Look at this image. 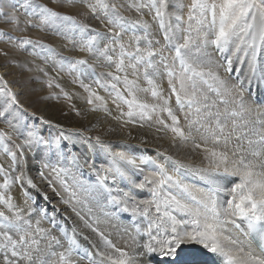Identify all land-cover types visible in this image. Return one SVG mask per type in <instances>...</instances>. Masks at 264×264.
Here are the masks:
<instances>
[{"label":"bare ground","instance_id":"1","mask_svg":"<svg viewBox=\"0 0 264 264\" xmlns=\"http://www.w3.org/2000/svg\"><path fill=\"white\" fill-rule=\"evenodd\" d=\"M79 2H81V0ZM110 2L120 7V11H122L126 16L131 17V19L135 22L143 21L148 24L151 39H153L154 42L152 40L150 41L148 37L145 38V36L139 35L141 39L139 40L138 46L140 47L141 52H145L149 46L153 52L158 48H162L163 43L160 40L161 38H158L156 26L154 25L155 23L151 19V15H149L150 10L148 12V7L146 6V2L144 0H111ZM191 2V0H166V23L168 22L167 25L172 28L170 29L172 32L171 36L174 35L173 43L176 45H183L185 43V39L188 38L183 34V32L181 34L177 31L182 28L184 29V25L181 27L179 26L180 21L183 20L185 16L187 18L188 12L186 6L190 5L189 3ZM257 3H260V1L258 2L257 0ZM83 4L81 2V5H78L76 9L71 7V9L67 10L74 14L79 13L80 18L83 19L84 22H89L94 25L93 28L95 29L107 26L108 21L105 22V19L100 18V16H96V14H94L95 11L93 12L88 5L84 6ZM138 5H140L139 8L137 7ZM177 16L181 17L179 21L177 20ZM203 19V17H199V20ZM259 25L260 20L259 16H257V20L255 22V30L257 32L259 30ZM196 27L197 26L195 25V29ZM195 29L192 30L197 33L198 31H195ZM102 31H104V33L100 32L102 35L108 33L106 30ZM202 31L203 32L201 33L203 36L199 37H201V39L204 37V39H202L203 41L205 40L204 47L199 46V42L190 37L191 42H197L198 47L195 50L191 49L196 52L198 51L197 56L193 57L192 54V56L187 55L184 50L185 48H183V54L186 55L185 57L187 61L194 67L203 68L206 72L209 70L215 72L220 79L226 82L227 86L231 88L232 91L229 93L224 89H221L219 98L223 99V97H225L226 102L225 104L223 103L220 105L217 103L219 98L208 94L207 89L205 90L196 84V95L199 101L200 113L197 114L195 112V118L192 117L191 120L194 121L192 124L196 128L200 127V131L195 134V128L188 124L187 127L190 129H186L187 131H184V133L189 137L186 142H181L179 138H174L173 134L160 129V123H158L159 120H163L164 123L169 126H171L172 123L168 115L165 117L167 112L160 110L164 99L168 101L167 107L170 108L173 114L177 116L179 120V127L181 128V125L184 124L180 122V118L177 115L175 108L172 106L173 103L170 101L171 99L166 89L167 87L163 83L164 77L161 73H159L160 66L156 64L157 62L154 61L155 59H150L152 65L151 67H148L145 62L141 64V68L137 66L134 70L132 67H129V60L124 57L123 70L117 71L116 64L119 62L121 49L119 46L115 47L114 43H108L105 39L106 37L104 38L105 41L94 42V47L96 49L94 52L82 50L83 44H80L81 42L78 43L79 45H75L70 41L61 42L62 48L60 47V51H62L63 55L69 58L73 56L78 60L83 59L87 61L88 65L92 66L94 70L91 73L84 72L83 74L80 72L82 68L75 74L69 73L66 69L58 72L56 71L55 76L58 79L57 84H59L61 88L57 91L53 90V88L43 89V87H41L42 89H39V86L42 85L37 86L33 83L35 77L32 81L31 74L20 70L15 71V73L20 74L18 79L16 77L14 79H7L10 85L17 87L20 90L16 95L17 99L20 102L19 104H21L26 111L29 110L31 115L34 116L30 118L31 122L36 121L37 125H39L41 129L47 128V130L51 132V138H61L64 140L62 136L59 135V133H61L66 140L74 143H69V145L71 144L70 146L67 145V151L71 150L72 157H74L78 163L77 173L80 170L79 174L87 176L90 181L82 185V187L87 190L79 195L78 191L74 187H72V189H70V187L67 189L66 187L68 196H65L60 189L56 185L54 186L53 182H51L50 172L53 170L51 169L52 167L48 168L50 165L48 164L46 158L43 157L41 153H30L28 150L32 149V147L28 145L27 142L24 143L27 146L25 145V147L22 148L23 154L20 155L21 161L19 166H16L17 173L23 175V179L26 182H24V184L26 186L29 185L33 196L36 197L35 193L40 192L43 198H46V200H42L43 203L39 202L41 206L48 207L51 210H58V214L63 217L64 225L56 226L59 230L58 231L56 228H51L55 226L54 224L48 227L41 222L38 217H28L31 205L28 204L25 206V203L19 198L18 193H16L13 189L12 179H14V177L13 173L10 171V165H6L7 162L0 156V168L3 169L2 174L5 175V182H7L5 191H8L5 196L6 198L11 199L12 204L15 206L14 211L18 213L20 218H22V229L28 228V225L30 224L31 228L28 230L32 233V238L38 241L36 245L32 246V248L36 250L31 253V261H27L21 258V256H18L15 260L14 258L16 256L12 258L11 253L8 252V257L0 258V264H61L59 259L60 254L64 253L67 255L68 250L71 247L63 232L65 229L72 234L76 233L82 244H89L91 249L95 251V253H91V262L89 261L87 255L89 252H87L84 255L86 261H84L83 257L79 255H71L68 257V264H102L101 262L97 263V261L98 259L104 258L105 260L107 259L108 262L110 261L113 264H119L120 253L116 251V249L127 252L129 257L132 258L131 264H162L165 261L169 264H178V262L182 260L180 259L182 257L176 259L166 256L162 259L158 253H148L146 249L143 250L141 248V244L147 243L150 239V237L145 235V233L148 230L149 224L152 223V220L149 218L150 216H147L146 218L145 215H143V210L147 207L149 210L148 215L156 218V216L152 213L154 211V214L157 215L155 208L152 209V206L148 204V206L144 205L146 206L145 208L143 206L142 209H138L141 213L139 215H133L131 211H123L125 206L131 209L134 206L146 204L144 203L145 201H149L148 194L152 196L151 189L154 185L146 183L144 188H137L134 187V184L144 183L145 177H152L153 173L156 171V167L152 166H149V169H145L143 171L142 166L138 163L140 160L138 161V159L129 157L130 153L134 154V157L135 154H138L149 158L153 157L152 160H154V158H159V161L162 160L161 165L170 175L174 174L178 164L183 165L184 167L180 168V179L182 182L188 185L193 193L198 197H202L209 189H221V191L217 193V198L218 204L222 208L223 206L224 208H227V200L229 198L227 196L230 195V189L236 183L235 178H238V176L224 175L223 168L219 170L213 169L210 162L211 157L205 159L207 153L202 150L204 147L226 153L229 157V167L233 166V161H238L243 158L246 163H251L256 166L255 171L264 174V139H262V137H264V95H260V93L262 94L264 92V89H262L264 82V44H261L257 49L255 62L254 75L256 76L257 72L259 81L257 83L251 82L253 88H250L249 83L254 79L252 74L250 76L253 79L250 80L248 77L250 71L253 73V70L250 68L251 55H248L251 53V49H245L244 45H242L241 49L237 51L238 58L235 59L232 57V53L235 52L234 48L240 43L234 41V38V40L229 44L231 54L228 57L223 54L218 55L221 51L219 49L215 51V47L211 46V42L213 41L212 39L215 37V32L211 31V29H204ZM125 34H121L119 38L120 43H124L126 47L128 46L129 48L135 50L137 42L132 39L133 36L128 34L126 36ZM196 37H198V35ZM155 43H158L161 46L156 45V47ZM145 45H147V47H145ZM105 48L108 49L107 54L112 57L111 62L100 55V51ZM227 52L229 51L225 50L224 53ZM242 54L245 56V61L241 63L245 66L242 65V67H238L237 63L240 62ZM13 56L15 58L19 57L20 60L27 58L17 53H14ZM229 59H231L230 71L226 70L228 68ZM40 64V69L42 68L50 72V68L42 63ZM245 67L250 68L247 73L244 71ZM2 69H5V66L4 68H0V70ZM147 69H150V71L148 72ZM229 72L230 75H228ZM109 73H111L113 77H120V79L116 81L112 77L109 84H115L117 89H119L120 93L126 99H131V97L128 96V91L126 90L125 77L130 81H134V86L128 87H131V90L138 100L149 105L157 106V111L150 114V124L143 122V118L141 117L139 110H135L133 115L129 117L127 115L129 111L128 106L126 109L121 107L116 102L110 101L109 93L104 95L101 91L95 88L94 80H99L100 78L102 82L107 83ZM234 76H236V78H234ZM148 80H152L153 84L150 85ZM118 82L122 85H119ZM243 83L244 87L250 88L249 94L245 93L244 90L241 89ZM153 86L160 91L163 99L154 98L151 95L154 98L151 100L148 97V95L152 93ZM256 91L259 93L258 96H260L259 99L261 101L259 102L253 98V96L257 94ZM191 92L192 91L188 90L189 94H191ZM55 94L56 96L62 95V98L58 101L53 100V98L51 99V95ZM96 96H99L102 99L96 100ZM205 96L207 99H204ZM90 99L92 100L91 104L89 103ZM202 100H204V103H202ZM204 105H207V107ZM233 111L241 114L232 116L231 113ZM209 113L213 116L215 113L217 115L216 117L214 116L215 118H210ZM217 121L219 122V127H217ZM220 128H223V132L220 131ZM73 131L74 134L71 133ZM167 131L170 130L167 129ZM80 137H83L82 139L86 140L91 147L93 145L96 146L97 149L95 148V150H97L98 153L95 155L96 160L92 157L93 153H89L90 156L87 158V162L81 160L84 156L86 157V154L90 149L87 150L83 146V142ZM208 140L212 143L209 144ZM18 141H20V139H18ZM194 144H200L202 147L195 148ZM56 152H58V150H55L51 157H54L57 154ZM256 153H258V155H256ZM163 154L167 157H171L170 160H173L175 161L174 163L178 164L174 165L173 162L166 159ZM121 157H123V159H121ZM163 157H165V159H163ZM91 158L100 165L102 170L98 168L95 169L93 165L90 164ZM128 160H132L133 164L129 165L127 163ZM8 166L9 171H7ZM236 166L239 167L240 165L237 164ZM63 167L64 165L61 167V170L65 172ZM185 168H187L188 171H186ZM117 169L123 173V176L117 173ZM184 172L188 174L182 175ZM92 173H95L100 178L106 177L103 183L108 190L106 189L104 191L100 180H97ZM66 174L71 179L75 177L73 172ZM195 174L200 177L197 178L194 176ZM142 178H144V180H141ZM257 178L264 179V175ZM58 180H60L59 176ZM230 180L232 183L229 182ZM29 181H31V184H29ZM109 182H112L114 186L112 187ZM93 183L96 185L90 186ZM166 186L167 185H165V191L169 194H176L179 198L180 194L177 189ZM114 187L117 188L116 191ZM112 190H114V192H112ZM108 191L112 192V196L116 197L120 201L119 203L110 202L111 209L109 216L114 220L109 222L107 221V218H104L103 213L105 201L107 199L110 201L112 198V196L108 194ZM125 192L129 193V198L132 199V202L128 201L127 197L124 196ZM161 195H163V192ZM174 215L179 221L186 219V217L181 213L177 212L174 213ZM127 219H129V226L132 232L127 231V229L112 230L113 226L119 225ZM232 219H234L236 224H239L240 226L236 227L235 224L224 223L220 227V231L230 240L236 241V244L232 245L225 242V246L227 248H235L237 246L242 247L246 252H250L257 257L264 259L247 239L245 235L247 225H244L242 220L238 218L233 217ZM89 225H91V227H89ZM64 227L66 228L64 229ZM186 227L190 226L186 225ZM37 228L42 231L37 233ZM92 228H95L97 231H92ZM137 228L140 229L139 234L136 233ZM4 232L5 231L0 230V234ZM157 232L156 228L153 227L152 235H156ZM12 233L13 237H16L18 234L15 232ZM133 236L135 239L132 238ZM86 238H89L90 240ZM15 240H17V238H15ZM105 240H107L113 247H108L104 242ZM190 243V241L182 243V247L180 246L179 248L181 250L177 249L178 253L176 255L174 254V256H178L179 254L188 252L189 250L192 251V249L196 251L193 247L194 245ZM19 251L22 252L23 249H19ZM166 258L169 259L166 260ZM241 264H245L243 257H241Z\"/></svg>","mask_w":264,"mask_h":264},{"label":"snow or ice","instance_id":"2","mask_svg":"<svg viewBox=\"0 0 264 264\" xmlns=\"http://www.w3.org/2000/svg\"><path fill=\"white\" fill-rule=\"evenodd\" d=\"M150 6L155 10V18L159 20L161 29L166 28V0H150ZM96 7H100L104 10L109 8V5L104 2V0H96L95 5H89L92 11L96 10ZM138 8L140 5L137 6ZM111 8L113 12L116 10V5L112 4ZM199 13L201 17H205V13H210L211 15V26L215 29V39L212 43L221 52H224L227 46L233 41V38H238L241 44H246L248 49H251V61L250 68L255 71V62L257 56V49L261 44H264V0H192V4L188 11V20L192 21L197 19L196 13ZM259 16L260 25L258 32L255 30V22ZM58 18L57 13L49 10L46 7L40 8V22L41 24H49L54 22ZM59 19L69 20L70 17L64 16L59 17ZM181 17L177 16V20ZM251 21V22H250ZM10 22L16 23V17H10ZM109 24L113 26L114 29H119L114 33V41L120 44L121 52L119 62L116 64L117 71H122L124 67V57L129 58V67L134 70L137 65L142 63H147L148 67H151L150 57L155 55L149 46L145 50V54H139L141 52L139 45V40L141 37L133 36L132 39L137 42V47L135 52H127L124 49V45L120 43V36L122 33L127 31L129 28L135 29L137 25L142 27L145 32V38L148 34V24L143 21H136L131 24L126 25L123 22V18L119 16H114L109 19ZM203 20H197V23H203ZM83 31V29H82ZM243 33V35H241ZM251 36L250 40H245V36ZM96 37L88 39L82 46V50L88 52L96 51L94 47V42ZM165 40L170 41V29L165 31ZM22 44H31L32 41L24 40ZM190 43V39L186 38L185 43L180 45L175 49L176 59H179L180 68L182 71L177 75L172 71H168L169 85L172 88V94L176 96V102L183 110L185 105L189 109V112L185 114V119L191 115L194 110L197 114L200 113V107L198 103V98L196 95V81L194 77H198L205 84L208 81H214L216 87L209 84L210 88L216 91L217 95L220 94V90L224 89L226 92H231L232 89L229 88L226 82L212 71H205L203 68L194 67L191 63L187 62L181 55V48H187ZM239 50V45L237 46ZM108 49L100 51V55L103 56L109 62L112 61V57L107 54ZM163 59V57H162ZM134 61V63H132ZM87 61L81 59L76 60L72 65L71 69H77L78 65H85ZM228 71L231 70V59L228 60ZM109 75H112L109 73ZM173 78L179 84V89L173 85ZM114 80H119V76H114ZM99 82V81H98ZM148 83L153 84L152 80H148ZM126 90L128 91V96L131 99H126L119 90L115 93L116 100L123 101L124 104L128 106L127 115L131 117L135 110H139L142 118H151V113L157 111L156 105H149L147 103L141 102L137 99L131 87L134 86V81H130L125 77ZM191 85L192 92L188 93V86ZM116 88V85H112ZM239 87V86H234ZM87 90V88H86ZM152 96L154 98L163 99L160 91L153 86ZM183 94V96L181 95ZM10 95V94H9ZM102 98L96 96V100H101ZM204 99H207L205 96ZM92 103V100H89ZM168 101L163 100V105L160 107L161 111L167 112L169 118L172 121L171 126L164 123L163 120H159L158 123L163 124L165 128H168L172 133H174V138H179L181 142H186L189 137L184 133V131L179 127V120L176 115L173 114L170 108L167 107ZM207 107V105H204ZM242 106V105H241ZM106 110V109H105ZM3 113H0L2 115ZM233 111L232 116L240 115ZM211 115V113H209ZM189 124L194 123L192 120H188ZM217 127H219V122L217 121ZM159 130V129H158ZM223 132V128H220ZM4 134L0 133V140L3 139ZM264 139V137H262ZM195 148H201L200 144H194ZM207 155L205 159L211 157V165L213 169L219 170L223 168V174L226 176H238L239 182L235 183L230 189V199L227 200V208H222L218 204L217 193L221 191L219 188L209 189L207 193H204L202 197H198L193 193L190 187L182 182L180 179V168L183 165H177L174 174H168L162 165H156V171L153 173L152 177H145L144 183L134 184V187L144 188L145 184H153L154 187L152 191V199L150 201H145L144 203L148 205H154L155 211L158 214L156 220H153L149 224L148 230L145 235L150 237L149 241L144 244V248L148 253H158L161 257H166L169 255H174L176 249H178L181 244L185 241H190L196 244L202 245L209 252L218 254L223 258V264H241V257L245 261V264H264V259L253 255L250 252H246L242 247L227 248L225 242L228 244L235 245L236 241L230 240L228 237L224 236L220 231V227L224 223L236 224V221L232 219L233 217L243 220L247 224V228L250 234H255L259 240V247L264 249V179H258L261 177L262 173L255 171V165L251 163H246L243 158L238 161H233V166L229 167V157L226 153L218 152L214 149H209L204 147L202 149ZM258 155V153H256ZM123 159V157H121ZM171 159V157H167ZM13 163H15V157H12ZM129 165L133 164L132 160H128ZM240 165L237 167L236 165ZM3 169L0 168V172ZM117 173L123 176V173L116 170ZM106 177H101L100 182L103 186V181ZM158 178V179H156ZM19 179V178H18ZM31 184V181H29ZM165 185L169 188H175L179 191V198L176 194H169L165 191ZM7 186V182H5ZM163 192V195L161 193ZM125 197H129V193H124ZM0 199H3L0 197ZM110 202L119 203L120 201L116 197H112ZM9 211L13 213V218L10 219L0 212V222H3V226L8 228L10 226L16 227L18 232H22L19 240H13L12 236L7 232L0 234V248H9L13 256H21V258L31 261L32 260V246L36 245L38 241L32 238V233L28 228L21 229L19 225L15 223L20 219L17 212L14 211V205L11 199L5 200ZM123 211H131L133 215L141 214L138 207L134 206L129 209L127 206L124 207ZM181 213L186 217L185 220H177L174 213ZM143 215L147 218L148 208L143 210ZM158 221V222H157ZM182 225H189L190 227H183ZM91 227V225H89ZM158 229L156 235H152V228ZM42 230L37 228L36 232L40 233ZM92 231H97L92 228ZM136 233H140V229H136ZM162 233V235H161ZM170 233V234H169ZM131 235V234H130ZM135 239V237H132ZM70 248L67 255L64 253L60 254L61 264H68V257L71 256L73 248L77 247L75 239L69 237ZM108 247H113L107 240L104 241ZM23 249V251H19ZM120 253L119 264H131L132 258L129 257L127 252L116 249ZM89 261L91 262V253H88Z\"/></svg>","mask_w":264,"mask_h":264},{"label":"rangeland","instance_id":"3","mask_svg":"<svg viewBox=\"0 0 264 264\" xmlns=\"http://www.w3.org/2000/svg\"><path fill=\"white\" fill-rule=\"evenodd\" d=\"M79 1L80 0H0V68H4V66H5V69L0 70V113H3L2 115H0V133L4 134L3 139L0 140V156L7 162L6 165L7 164L10 165V171L13 173V177H14V179H12L13 189L16 191V193H18L19 198L22 200V202L25 203V206H27L28 204L31 205V209H30L28 217H32V216L38 217V219L48 227H50L54 224L55 226H53L51 228H56L57 230H58V228L56 226H63L64 225L63 217H61L58 214V210H54V209L51 210L48 207L41 206L39 202L43 203L42 200H46V198L45 197L43 198V196L40 194V192L35 193L36 197L33 196L29 185L26 186L24 184L25 180L23 179V175H21L20 173H17L16 166L17 165L19 166V163L21 161L20 155L23 154L22 148L25 147V145H26L24 143L27 142V144L32 147V149L28 150L30 153H33V152L41 153V155L46 158L48 164L50 165V166L48 165L49 166L48 168L52 167L51 169L53 170L50 172L51 182H53L54 186L56 185L65 196L66 195L68 196V191L66 190V187H67V189H69V187H70V189H72V187H74L78 191V195L81 194L82 192H85L87 189L82 187V185L86 182H89L90 180L87 178V176H84V175L82 176L81 174H79L80 170L77 173L78 163H77L76 159L74 157H72L71 150L67 151L68 150L67 145H69V143H72V144H74V143L70 142L69 140H66V138L61 133H59V135H61L64 140H62L61 138H58V139L53 138V137L51 138V134H50L51 132H49L47 130V128L41 129L40 126L37 125L36 121L31 122L30 118H32L34 116L31 115V112L29 110L26 111V109L23 108L21 106V104H19L20 102L17 99L16 95H17V93H19L20 90L17 87H13L12 85H10L8 83L7 79H9V78L14 79L15 77L18 79V76L20 74L15 73V71L20 70L22 72H26V73L31 74L32 81H33V78L35 77L33 83L37 86L42 85V86H39L40 87L39 89H42L41 87H43V89H52L53 88V90L57 91L61 88H60L59 84H57L58 79L55 76L56 71L58 72V71H62L63 69L64 70L66 69V71H68L69 73L75 74L76 72H78L82 68V70L80 72H81V74H83L84 72L91 73L94 70V68L92 66L88 65V63H86L85 65H78L77 69H74V70L71 69V65L78 59H76V57H73V56L69 58V57L63 55L62 51H60L61 50L60 47L62 48L61 42L70 41V42L74 43L75 45H79L78 43L81 42L80 44L84 45V43L92 37H96L95 41H105L104 38L106 37L105 39H106V41H108V43H110V44L114 43L115 47H118V46L120 47V44L116 43L114 41V33L116 31H119V29H114L113 26L111 24H109L107 21H109V19L114 17V16L122 17L123 22L126 25L131 24L135 21L133 19H131V17L126 16L122 11H120L121 8L118 6H116V10H115V12H113V10L111 8V4H113V3L110 2L111 0H104V2L109 5V8L107 10H104L100 7H96L95 12L94 11L93 12H94V14H96V16H100V18L105 19L106 20L105 22H107V26L103 27V28L95 29V28H93L94 25H92L91 23L84 22L83 19L80 18L79 13L74 14L72 12H69L67 9H71V7L76 9L78 5H81V2H82V4L84 3L83 4L84 6L85 5H88V6L89 5H95L96 0H85V1L81 0V2H79ZM144 1L146 2L145 3L146 6L148 7L147 8L148 12L150 10L149 15H151L150 17L153 20V22L155 23L154 25L156 26L158 38L159 39L161 38L160 40L163 43L162 48H158L156 51H154L155 55L150 57L149 59H153V60L155 59L154 61L157 62L156 64H158L160 66L159 73H161L164 77L163 83L167 87L166 89L169 93V96L171 99L170 101H172V103H173L172 106H173V108H175L176 113L180 118V122H182L184 124V125H181V129L183 131H187L190 129L187 127V125L189 124L188 120H191V118L196 115L195 111L193 110L191 112V115L188 117V119L187 120L185 119V114L189 112V109L185 105L184 109L182 110L180 108V106L177 104L176 96L174 94H172V88L169 85V77L167 74L168 71H172L178 75L182 71V69L180 68L179 59L175 58L176 57L175 49L180 45L179 44L176 45L175 43H173V41H174L173 36L174 35L171 36V33H172L171 31H170V41L165 40V31L167 29L169 30L172 28H170L169 25H167V23H168L167 22L166 28L162 30L160 27L159 20L155 18V10L152 9L150 6V0H144ZM259 1L260 0H258V2ZM157 2H158V0H157ZM209 2H211V0H209ZM189 4L191 5L192 2ZM190 5L186 6L187 12L189 11ZM41 7H46L49 10L56 12L58 18L52 23L41 24V22H40V8ZM68 7H70V8H68ZM12 16L16 17V23L10 22V17H12ZM64 16L70 17V19L69 20L59 19V17H64ZM196 16H198L197 19H195V20L193 19L192 21H189L188 20V13H187V18L185 16L186 19L184 18L183 20H181L180 25H179L180 27L182 25H184L183 26L184 29L182 28V29H179L177 31L178 33L180 32L181 34L183 32V34L190 39V43H189L188 47L185 48L184 50H185V53L187 55H189V56L193 55V57L197 56L198 51L196 52V51H193L191 49L195 50L198 46H197V42H191V38L196 39L199 42L198 45L204 47L205 46L204 45L205 40L204 41L202 40V39H204V37L201 39V37L203 36L201 33V32H203L202 30L211 29V31L215 32V29L211 26V15H210V13H205V17H203L204 18L203 24L197 23V20L200 17L198 12L196 13ZM189 22H191V23H189ZM195 25L197 26L196 29H195ZM82 29H83V31H82ZM192 29H195V31H198L199 33L197 32L198 33L197 34ZM102 30H106L108 33H105L104 34L105 36H104V35H102V33H100V32L104 33V31H102ZM125 33H122V34H125L126 36H127V34L130 36H134V35L135 36H139V35L145 36L144 29L142 27H140L139 25H137V27L135 29L129 28L127 31H125ZM149 34H150V32L148 29L147 37H148V39H150V41L152 40L154 42V40L151 39V34L150 35ZM197 35H198V37H196ZM214 35H215V33H214ZM241 35H243V34H241ZM108 36H109V38H108ZM199 36H201V37H199ZM214 38L212 40H214ZM107 39H109V40H107ZM244 39L250 40V35L245 36ZM24 40H30V41H32V43L31 44H22L21 42ZM233 40H234V38H233ZM234 41L240 43V44H238L239 49H241L242 45H244L245 49L247 48V46H245L246 44H241V42L238 38H235ZM122 44L124 45V49L127 52H135V50L129 48L128 46L126 47V45L124 43H122ZM156 45L161 46L158 43H155V46ZM163 46H164L165 51L163 50ZM211 46L215 47V49H214L215 51L218 50L212 42H211ZM237 46L234 48L235 49V52H233L234 54L232 53V57H234L235 59L238 58ZM145 47H147V45H145ZM228 47L226 48V51H229V52H227V53H224L225 51L220 52L218 55L223 54V55L228 57L231 54L230 53V46L228 45ZM14 53H17L19 55L27 57L28 59L23 58L20 60L19 57L15 58L13 56ZM144 53L145 52H140L139 54L142 55ZM181 55L187 61V59L185 57L186 55L183 54V48H181ZM248 55L250 56L251 53ZM162 57H163V59H162ZM125 59L129 60V58L127 56H125ZM194 59H196V58H194ZM240 59H241L240 62L237 63L238 67H242V65L245 66L243 63H241V62L245 61V56L243 54L240 57ZM132 62H134V61H132ZM40 63H42L45 66H47L48 68H50V72H48L42 68L40 69V67H39L41 65ZM137 66L140 68L142 67L141 64L137 65ZM83 67H85V68H83ZM249 69H250L249 67H245L244 71L247 73ZM3 70H5V71H3ZM6 70H7V73H6ZM10 70L11 71L13 70V71L11 72ZM147 71L149 72L150 69H147ZM38 73H39V75H38ZM46 73L48 74L49 77L47 76ZM249 73L250 74L248 77L250 80L253 79L250 75L252 74L254 76L253 81H250V83H249V85H250L249 87L253 88L251 82L257 83L259 81V78H258L259 76H258L257 72H256V76L251 71ZM40 74H41V76H40ZM34 75H36L38 78ZM228 75H230V73ZM231 75H235V74H231ZM112 77H113L112 75H108L109 79H108L107 83L102 82V80L100 78H99V80H97V79L94 80L95 81L94 82L95 88L98 89L99 91H101V93H103L104 95L109 93L110 101H114L118 105H120L121 107L126 109L127 105L124 104L123 101L116 100V98H115L116 90H119V89H117V87L113 88L112 84H109V81L112 80L111 79ZM234 77H236V76H234ZM194 79H195L197 85L201 86L205 90L207 89L208 94H210L216 98L220 97V94L217 95L216 91H214L213 88L209 87V84L213 85V87H216L214 81L209 80L208 84H205L198 77H194ZM43 82L46 84H44ZM118 84L120 85L121 83L118 82ZM173 85L177 89H179V84L176 82L175 78H173ZM242 86L244 87V83ZM242 86H241V89H242ZM249 87H247V88H249ZM36 89H38V88H36ZM262 89H264V82H263ZM188 90L192 91L191 85L188 86ZM244 92L245 93L247 92L246 88H245ZM213 93L215 96L213 95ZM258 94L259 93L257 92V94H255L254 96L256 99L260 100L259 99L260 96H258ZM14 95H15V97H14ZM151 95L152 94H149L148 97L151 100H153L154 98ZM181 95L183 96V94H181ZM260 95H264V92L262 94L260 93ZM52 98H53V100L58 101L59 99L62 98V95H57V96H56V94L51 95V99ZM225 99H226L225 97H223V99L219 98L217 100V103L220 105L223 103L225 104V102H226ZM202 103H204V100H202ZM167 115L168 114H165V117ZM216 115L217 114L215 113L214 116L216 117ZM214 116L209 115L210 118H215ZM142 120L144 123H147V124H150V122H151L150 119H148V118H143ZM190 125H192L195 128V130H194L195 134H197L200 131V127L196 128L193 124H190ZM160 129L174 135V133H172L171 131H167L168 128H165L163 124H160ZM71 133L74 134V131ZM56 136H58V135H56ZM49 137H50V139H49ZM82 138H81V140L83 142V146L87 150L88 149H90V150H88L86 157L84 156L81 160H83L84 162L85 161L87 162L88 161L87 158H89L90 154H92V153H93L92 157L96 160L95 155L98 154L97 150H95L96 146L93 145L91 147V145H89V143ZM18 139H20V141H18ZM208 141H209L208 142L209 144L212 143V142H210V140H208ZM21 145H23V146H21ZM73 147H76V146H73ZM61 148H62V151H61ZM55 150H58V152H56L58 155L56 154L54 157H51V155H53V152ZM13 156L15 157V163H13V160H12ZM163 156H165L167 159V156L165 154H163ZM129 157L138 159V161L140 160V162H138V161L137 162L139 163L140 166H142L143 171L145 169H149V166L150 167L151 166L156 167L157 164H159V165L162 164V160L159 161L158 160L159 158H157V159L154 158V160H152L153 157L149 158L147 156L138 155V154L137 155L135 154V157H134V154H131V153H130ZM165 157H163V159H165ZM97 160H98V158H97ZM142 160L145 162V164ZM150 160H151V162H150ZM91 161H93L92 158H91ZM91 161H90V164H92L95 169L96 168L101 169L100 165L98 163L93 161L95 163V165H94V163ZM169 161L170 162L172 161L174 165L178 164V163H174L175 161H173V160L169 159ZM146 162H148V163H146ZM63 165H64L63 169L65 170V172L67 171L66 173H70V172L74 173V175H75L74 178L71 179L65 172H63L61 170V167ZM96 165H98V166H96ZM185 169H187V168H185ZM68 170H69V172H68ZM155 170H156V168H155ZM7 171H9V166H8ZM57 171H58V173H57ZM2 172H0V197H2L3 199H0V212H4V214L6 216H8L10 219H14L13 213L8 210L6 204L4 203L5 200H8V198H6V196H5V194L7 193L8 190L5 191V189H6L5 181L6 180H5V175H3ZM92 174L95 178H97V180H100L99 176H97L95 173H92ZM187 174L188 173L184 172L182 175H187ZM58 176L60 177V180H58ZM98 177H99V179H98ZM141 180H144V178H142ZM62 181H63V183H62ZM80 182H81V184H80ZM235 182L236 183L239 182V177L235 178ZM109 183H111L112 187L114 186L112 184V182H109ZM95 185L96 184L93 183L90 186H95ZM102 188H104V191L107 189L106 186L104 185V183H103ZM116 190H117V188H115V191ZM112 192H114V190H112ZM112 192L108 191V194H110L112 196V194H111ZM112 197H114V196H112ZM148 199H149V201L152 199V196H150V194H148ZM127 200L132 202V199L129 197H127ZM144 205L148 206L147 204H142V205L140 204L139 206L141 208L139 206H136V207H138V209L140 210V209H142V207ZM146 206H144V208ZM150 206H152V209L155 208V207H153L154 205H150ZM223 208H224V206H223ZM110 209H111L110 208V201H109V199H107L105 201L103 213H104V218H107L108 222L114 220L112 217L109 216ZM152 213L154 216L157 217L158 214L155 215L154 211ZM148 216H150L149 218L152 221L156 220V218H153L151 215H148ZM21 220H22V218H20L18 221H15V223L17 225H19V227L22 229V225H21L22 221ZM183 227H186V225H183ZM65 228L66 227H64V229ZM116 229H127V231L132 232L131 228L129 226V219H127L126 221H123L119 225L112 227V230H116ZM0 230L8 232V234L11 235L12 237H13L12 232L18 233L16 235V237L15 236L13 237L14 240H15V238H17V240H19V237H20L19 235L22 234L16 230V227L10 226L8 228H5L3 226V222H0ZM156 231H158L157 228H156ZM63 232H64L65 237L68 241H69L68 238L72 237L73 239H75V241L77 243V247L72 249L71 255H73V256L79 255V256L83 257L84 261H86L84 258L85 253H87V252L95 253V251H93V249H91V246L89 244H87V243L82 244V242L79 240V236H77L76 233L72 234L71 232L67 231L66 229L63 230ZM86 239H89V238H86ZM190 244L194 245L193 247H195V245L201 246L200 244H196L193 242H191ZM141 248L143 250L145 249L144 244H141ZM9 249H10V247L9 248H0V258L1 257H4V258L8 257V255H9L8 252L11 253V257L14 258V256L12 255V252H10L11 250H9ZM187 249H188V247H187ZM179 250H181V249H179ZM177 253L178 252L176 249L175 255ZM185 253H187V252H185ZM185 253H181V254H185ZM187 254H191V253L188 252ZM172 256H174V255H172ZM172 256L169 255L167 257L174 258ZM17 258H18V256H16L14 259L16 260ZM160 258H162V257H160ZM98 262H101L102 264H113L110 261L108 262L107 259L105 260V258L104 259H98L97 263ZM105 262H108V263H105Z\"/></svg>","mask_w":264,"mask_h":264}]
</instances>
